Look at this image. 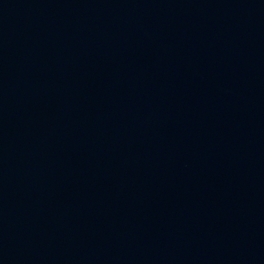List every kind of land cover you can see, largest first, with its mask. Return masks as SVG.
<instances>
[{
  "label": "water",
  "instance_id": "95a60500",
  "mask_svg": "<svg viewBox=\"0 0 264 264\" xmlns=\"http://www.w3.org/2000/svg\"><path fill=\"white\" fill-rule=\"evenodd\" d=\"M0 264H264V0H0Z\"/></svg>",
  "mask_w": 264,
  "mask_h": 264
}]
</instances>
